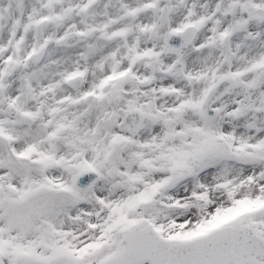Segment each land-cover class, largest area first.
<instances>
[{
  "label": "snow or ice",
  "instance_id": "6c2138e0",
  "mask_svg": "<svg viewBox=\"0 0 264 264\" xmlns=\"http://www.w3.org/2000/svg\"><path fill=\"white\" fill-rule=\"evenodd\" d=\"M0 264H264V0H0Z\"/></svg>",
  "mask_w": 264,
  "mask_h": 264
}]
</instances>
